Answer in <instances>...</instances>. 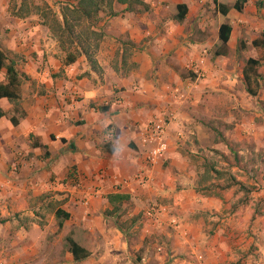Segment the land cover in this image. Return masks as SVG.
Wrapping results in <instances>:
<instances>
[{"label":"crops","instance_id":"crops-1","mask_svg":"<svg viewBox=\"0 0 264 264\" xmlns=\"http://www.w3.org/2000/svg\"><path fill=\"white\" fill-rule=\"evenodd\" d=\"M140 2L100 14L95 73L83 57L64 65L30 2L0 0V49L23 76L16 109L0 99V264H134L131 242L137 264H264V214L228 196L251 194V186H218L212 171L202 181L204 167L195 162L210 149L230 153L264 193V0H248L240 12L234 0H217L230 7L226 15L213 0ZM177 5L187 9L181 21ZM225 23L227 51L216 55ZM249 59L260 66L254 95L243 79ZM154 118L170 122L164 159L151 168V182L117 191L115 179L146 167L142 127ZM72 173L99 189L86 206L66 197L61 184ZM56 208L69 214L61 228ZM148 209L160 213L147 218ZM67 235L86 259L73 260Z\"/></svg>","mask_w":264,"mask_h":264},{"label":"trees","instance_id":"trees-1","mask_svg":"<svg viewBox=\"0 0 264 264\" xmlns=\"http://www.w3.org/2000/svg\"><path fill=\"white\" fill-rule=\"evenodd\" d=\"M248 0H234L233 8L240 12L245 7ZM217 11L226 15L230 9L229 6L213 0ZM126 5V10H130L133 6L141 4L140 0H76L75 3L61 2L58 11H55L50 5L44 4L43 7H37V11L42 19V24L47 27L50 37L55 40L58 48L64 55V65L70 66L75 64L79 58L83 57L91 71L100 72L96 55L103 39V30L100 28V14L107 16H115L117 12L114 10V4ZM177 14L175 19L181 21L187 9L185 5H177ZM231 26L227 23L222 24L218 31V40L220 46L215 52L216 55L225 54L227 51V43L231 33ZM258 61L249 59L243 69V79L246 84L248 93L254 95L255 92L250 88L251 77L256 76V67ZM0 72H3L0 80V99H7L12 103L14 109L18 105L20 98V87L23 76L16 68L15 60L9 54L0 49ZM3 78V79H2ZM5 113L0 110V117ZM12 124H16L15 117L11 118ZM215 175V179H219L225 175L229 181L224 187L238 185L239 190H245L241 182L228 174H222L218 170L204 165V173L201 176L202 181H207L210 172ZM246 193V192H245ZM218 195V194H216ZM116 199H123L122 196H114ZM110 200L113 197H109ZM246 198H240L239 202L246 201ZM64 202L58 201L57 206ZM56 219H58V228L62 227L63 221L69 219V214L61 208L54 211ZM65 247L71 254L75 262L82 261L89 256V252L77 244L70 235L65 237Z\"/></svg>","mask_w":264,"mask_h":264},{"label":"built area","instance_id":"built-area-1","mask_svg":"<svg viewBox=\"0 0 264 264\" xmlns=\"http://www.w3.org/2000/svg\"><path fill=\"white\" fill-rule=\"evenodd\" d=\"M198 78H202L204 72L199 69L197 65L192 66ZM169 120L165 118H154L149 122H146L143 127V142L146 149L145 161L146 167L136 173L132 179H115V188L118 191L121 188L131 186V184H146L151 182L150 170L158 161L164 159L167 151V139L166 133L169 125ZM13 170H17V166H13ZM97 179H103L105 177L104 171H99L96 176ZM67 185L66 197L72 199L75 204L86 206L90 199L95 196L98 192V188L88 189L84 182L78 177L77 174H70L66 182L61 185ZM160 213L156 209H148L145 212L147 218H156ZM173 227H178V222L175 218L171 219ZM201 259V258H200Z\"/></svg>","mask_w":264,"mask_h":264},{"label":"rangeland","instance_id":"rangeland-1","mask_svg":"<svg viewBox=\"0 0 264 264\" xmlns=\"http://www.w3.org/2000/svg\"><path fill=\"white\" fill-rule=\"evenodd\" d=\"M27 1L31 3V5H29V8H31L33 11L37 10L36 9L37 7H43L44 4H48L55 11H58L59 4L61 2L74 3L76 0H27ZM259 67L260 66L258 65L256 67V70L259 69ZM0 80H1V76H0ZM254 83L255 82H253V84L251 86L254 90H256V89H258V84H254ZM233 147H234V149L237 148L236 146H233ZM210 151H211V153L202 152L201 154H198L200 159H195L196 165L198 167H204V165L207 164V166L218 170L222 174H228V173L230 175L233 174V176L235 175L236 178H238L239 181L243 185L248 186V187L251 186L250 187L251 188V194L245 193V192L242 193L239 191V192H236V194H233V192H231L228 196H230L231 202H233L239 198H246L249 202L250 201L253 202V206H254L256 213L264 214V193L261 192V186L257 187V185H254V182H257V180H252L251 179L252 177L250 178V175H248L249 166L244 164V163L241 164L238 161V159L235 158V156H233L230 153L225 156L224 154L220 153L219 151H213L211 149H210ZM235 151H238V149ZM236 168L241 169L242 172H239L238 169H236ZM216 182L219 184L218 186H224L229 181L225 178V175H223V177H220ZM262 184H263L262 182L258 183V185H262ZM237 188L238 187H236V188L234 187V190H237ZM226 193L227 192H225V191L222 192V194H224V195H226ZM226 206H229V204H227ZM141 226H142V224H141ZM131 245L132 246L130 249L131 250L130 253L132 254V263L137 264L140 260L139 259L140 252H139V250L137 251V248L135 247V244L133 242H131ZM256 248H257L256 246H250L249 250L252 251L253 249H256ZM59 250L61 251V249H59ZM52 259H56V258L54 256H52ZM95 260L97 261L98 258H95ZM62 261H64V259ZM61 263L69 264L72 262L65 261V262H61ZM103 263L109 264V262L107 263L105 261H103L102 264ZM120 263L126 264V263H128V259L125 258V259L121 260ZM73 264H86V263L81 262V263H73Z\"/></svg>","mask_w":264,"mask_h":264}]
</instances>
